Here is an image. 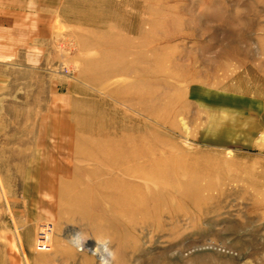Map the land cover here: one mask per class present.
Instances as JSON below:
<instances>
[{
  "label": "rangeland",
  "instance_id": "374dc122",
  "mask_svg": "<svg viewBox=\"0 0 264 264\" xmlns=\"http://www.w3.org/2000/svg\"><path fill=\"white\" fill-rule=\"evenodd\" d=\"M0 264H264V0H0Z\"/></svg>",
  "mask_w": 264,
  "mask_h": 264
},
{
  "label": "built area",
  "instance_id": "2783aa9c",
  "mask_svg": "<svg viewBox=\"0 0 264 264\" xmlns=\"http://www.w3.org/2000/svg\"><path fill=\"white\" fill-rule=\"evenodd\" d=\"M49 231V227L48 226H43L42 231H40V236H41V241L39 242L40 248L42 250H47L48 249V245L46 243V233H48Z\"/></svg>",
  "mask_w": 264,
  "mask_h": 264
},
{
  "label": "bare ground",
  "instance_id": "6f19581e",
  "mask_svg": "<svg viewBox=\"0 0 264 264\" xmlns=\"http://www.w3.org/2000/svg\"><path fill=\"white\" fill-rule=\"evenodd\" d=\"M149 180H151V179H149ZM157 180H159V181H157V182H166V183H168V181H166V180H161L160 178H157ZM176 182V181H175ZM174 184V183H173ZM170 185V184H169ZM168 185V186H169ZM172 185V184H171ZM170 187V186H169ZM172 187V186H171ZM171 189V188H170ZM173 190H174V188H173ZM174 192V191H173ZM175 195V194H174ZM101 254H102V259L103 260H107L108 259V257H109V255H108V253L106 252V251H104V252H101Z\"/></svg>",
  "mask_w": 264,
  "mask_h": 264
}]
</instances>
